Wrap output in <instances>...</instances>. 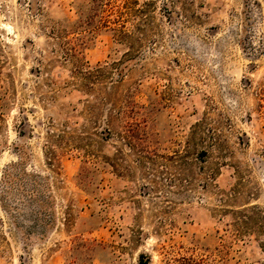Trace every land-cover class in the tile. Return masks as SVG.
<instances>
[{
    "label": "rangeland",
    "instance_id": "374dc122",
    "mask_svg": "<svg viewBox=\"0 0 264 264\" xmlns=\"http://www.w3.org/2000/svg\"><path fill=\"white\" fill-rule=\"evenodd\" d=\"M263 86L264 0H0V264H264Z\"/></svg>",
    "mask_w": 264,
    "mask_h": 264
},
{
    "label": "trees",
    "instance_id": "16d2710c",
    "mask_svg": "<svg viewBox=\"0 0 264 264\" xmlns=\"http://www.w3.org/2000/svg\"><path fill=\"white\" fill-rule=\"evenodd\" d=\"M259 94V99H260V103H259V107L260 108H264V86L260 89V91L258 92ZM8 180L5 179L4 180V186H8V188L6 187L4 189V192L1 194V203L3 207H9V204L6 205V194H9V187L13 185V177L11 175V173L8 172ZM21 177H25V176H31L33 178H38L37 180L33 179V180H29V182H32L34 184V187L38 186L40 184V182L38 180H45L48 179V177L46 176H41L40 174H32V173H28L26 172L24 169L21 171L20 173ZM17 179V178H16ZM18 180L22 181L23 179H21L20 177H18ZM24 185L27 184V182L23 181ZM22 187H25V186ZM13 187V186H12ZM24 190H21V194H23V197L19 198V206H21V210L25 213H32L33 211L31 210V205L32 203L35 201L36 204H39L40 200L39 197L37 196L38 194L42 197V193L39 192L38 190H35V188L33 190H28L26 192H23ZM36 191V192H35ZM38 191V192H37ZM6 193V194H5ZM25 196V197H24ZM17 211V208L15 209ZM136 264H150L149 263V259L147 258V256H145L143 253L139 255V259L137 261Z\"/></svg>",
    "mask_w": 264,
    "mask_h": 264
}]
</instances>
